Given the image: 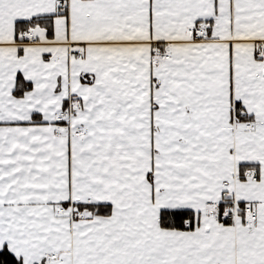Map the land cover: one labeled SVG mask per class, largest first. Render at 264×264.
<instances>
[{
	"label": "snow or ice",
	"instance_id": "snow-or-ice-1",
	"mask_svg": "<svg viewBox=\"0 0 264 264\" xmlns=\"http://www.w3.org/2000/svg\"><path fill=\"white\" fill-rule=\"evenodd\" d=\"M0 264H264V0H0Z\"/></svg>",
	"mask_w": 264,
	"mask_h": 264
}]
</instances>
